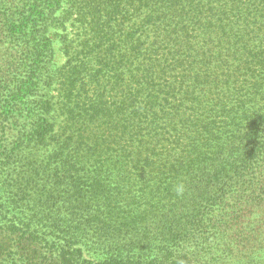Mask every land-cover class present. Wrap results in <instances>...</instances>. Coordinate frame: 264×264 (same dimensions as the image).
Masks as SVG:
<instances>
[{
  "label": "trees",
  "instance_id": "obj_1",
  "mask_svg": "<svg viewBox=\"0 0 264 264\" xmlns=\"http://www.w3.org/2000/svg\"><path fill=\"white\" fill-rule=\"evenodd\" d=\"M28 1L8 26L22 38L27 139L66 177V199L105 215L68 226L56 264H201L205 242L245 234L230 221L246 218L264 241V0H93L92 44L69 51L56 92L44 6L60 1ZM86 228L98 232L84 242Z\"/></svg>",
  "mask_w": 264,
  "mask_h": 264
},
{
  "label": "rangeland",
  "instance_id": "obj_2",
  "mask_svg": "<svg viewBox=\"0 0 264 264\" xmlns=\"http://www.w3.org/2000/svg\"><path fill=\"white\" fill-rule=\"evenodd\" d=\"M59 1L58 5L44 6L55 12L49 27L52 56L43 79L50 82L52 92L59 89L61 69L69 58V51L73 53L88 43L92 44L87 12L92 10L96 0ZM128 2L134 3L132 0ZM30 3L28 0H0V264L59 263L57 248L73 234V228L68 226L77 227L93 219L100 226L105 218L95 206H79L77 201L66 199L74 191L67 192L66 177L63 174L57 176L47 168L45 154L27 139L35 118L27 114L28 110L22 111L26 108L22 100V38L8 26L17 24L15 18L22 19ZM84 12L85 17L82 16ZM62 117L61 114L56 117L58 123L62 122ZM93 175L91 171H84L79 178L86 182ZM100 178L102 181L107 179L104 175ZM58 179L62 181L61 185L56 183ZM230 223L235 230L243 229L245 234L235 231L228 237L207 240L199 249L201 264H264L263 238L250 231L255 223L248 218ZM23 224H28L43 240L34 242L28 233L22 231ZM11 225L16 229L8 228ZM84 231L85 238L78 237L84 242L98 232L95 228ZM150 237L151 243L145 247L146 251L153 253L157 250L156 243L158 248L161 244L155 236ZM190 247L193 250V245ZM96 256L86 250L83 253L86 259H96ZM76 257L75 261L81 260Z\"/></svg>",
  "mask_w": 264,
  "mask_h": 264
},
{
  "label": "clouds",
  "instance_id": "obj_3",
  "mask_svg": "<svg viewBox=\"0 0 264 264\" xmlns=\"http://www.w3.org/2000/svg\"><path fill=\"white\" fill-rule=\"evenodd\" d=\"M175 191H176V194L179 196V195H183L184 193V185L181 183V184H178L176 187H175Z\"/></svg>",
  "mask_w": 264,
  "mask_h": 264
}]
</instances>
